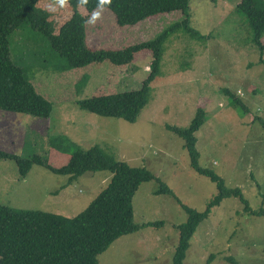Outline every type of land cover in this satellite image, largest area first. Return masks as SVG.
<instances>
[{
    "label": "rangeland",
    "instance_id": "obj_1",
    "mask_svg": "<svg viewBox=\"0 0 264 264\" xmlns=\"http://www.w3.org/2000/svg\"><path fill=\"white\" fill-rule=\"evenodd\" d=\"M240 1L190 0L187 26L180 11L119 27L108 9L78 8L85 17L86 44L91 49H123L154 40L179 24L163 45L151 100L133 124L80 110L77 102L140 89L150 73V52L135 55L130 65L104 61L64 70L65 60L42 34L28 25L12 33L13 61L51 103L52 111L47 119L0 111V151L21 158L39 155L60 168L68 163L74 145L98 146L116 161L146 168L156 178L142 183L135 193L133 222L163 225L120 237L97 257L98 264H172L178 240L175 227L187 219L182 206L202 212L216 194L215 185L190 167L184 141L166 129L186 128L197 108L206 116L194 133L198 166L219 176L227 188L239 189L251 210L262 207L264 63H258L260 54L251 43L246 18L236 11ZM38 8L48 13L54 35L72 11L65 0L63 5L60 0H39ZM225 90L237 96L247 111L233 107ZM111 177V172L101 171L70 181L33 165L21 178L14 160L0 158V205L72 218ZM160 183L172 195H155ZM243 207L231 197L211 209L191 237L182 264H231L227 258L237 264H262L264 216L247 215Z\"/></svg>",
    "mask_w": 264,
    "mask_h": 264
},
{
    "label": "trees",
    "instance_id": "obj_2",
    "mask_svg": "<svg viewBox=\"0 0 264 264\" xmlns=\"http://www.w3.org/2000/svg\"><path fill=\"white\" fill-rule=\"evenodd\" d=\"M39 0H0V111L19 113L47 119L52 111L51 103L39 95L27 78L24 70L12 59V33L24 25L42 34L53 52L64 59V70L85 68L89 65L109 62L115 66L133 63L135 55L143 51L151 54L150 73L136 91L94 96L79 100L80 110L103 118L121 119L133 124L151 100V84L158 76L166 39L179 24H173L154 40L127 46L119 50L91 49L86 44L85 17L79 7L91 12L98 8L108 9L119 27L134 26L150 17L180 11L186 17L187 26L190 0H110L101 5V0H65L72 9L68 19L57 34L52 33V23L47 12L38 8ZM236 11L242 14L251 29V43L259 52V64L264 53V0H241ZM192 35H199L189 30ZM85 80L87 79L84 76ZM232 106L246 112L239 98L225 90ZM205 112L197 108L186 128L167 126L166 129L184 141L190 167L210 180L216 194L204 211L197 212L182 206L187 214L185 223L176 226L178 240L172 264H182L189 241L198 226L207 219L211 209L224 199L238 198L248 215L264 216L262 207L253 211L248 207L239 189L227 188L223 180L211 171L198 166L194 133L205 123ZM1 159L15 161L19 176L24 178L33 165L43 166L53 174L68 176L73 181L85 173L109 171L112 177L107 186L79 214L72 218L38 210H19L0 205V264H98L97 257L103 254L120 237L133 234L146 227L158 228L162 222L137 225L133 222L132 201L142 183L156 179L146 168L130 167L116 161L98 146L81 149L74 145L66 165L54 168L37 155L28 158L13 156L0 151ZM155 195H172L160 183ZM264 253V248H263ZM231 264H237L227 258ZM264 264V261L262 262Z\"/></svg>",
    "mask_w": 264,
    "mask_h": 264
},
{
    "label": "clouds",
    "instance_id": "obj_3",
    "mask_svg": "<svg viewBox=\"0 0 264 264\" xmlns=\"http://www.w3.org/2000/svg\"><path fill=\"white\" fill-rule=\"evenodd\" d=\"M60 3H61V5H63V0H60ZM108 3H110V0H101V5L108 4ZM97 16H98V14H95L92 17V20H90L89 22H93L96 19Z\"/></svg>",
    "mask_w": 264,
    "mask_h": 264
}]
</instances>
